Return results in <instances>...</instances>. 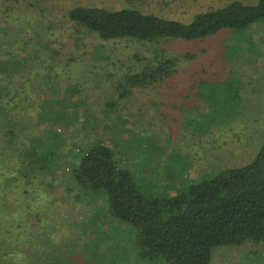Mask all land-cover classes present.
I'll return each mask as SVG.
<instances>
[{
	"label": "rangeland",
	"instance_id": "rangeland-1",
	"mask_svg": "<svg viewBox=\"0 0 264 264\" xmlns=\"http://www.w3.org/2000/svg\"><path fill=\"white\" fill-rule=\"evenodd\" d=\"M234 1L259 2L0 0V264H164L142 256L106 193L77 184L79 158L104 142L154 197L249 163L264 142V20L141 42L102 39L69 11L133 8L189 22ZM165 57L178 58L171 75L129 85ZM256 248L218 246L209 264H264V242Z\"/></svg>",
	"mask_w": 264,
	"mask_h": 264
},
{
	"label": "trees",
	"instance_id": "trees-1",
	"mask_svg": "<svg viewBox=\"0 0 264 264\" xmlns=\"http://www.w3.org/2000/svg\"><path fill=\"white\" fill-rule=\"evenodd\" d=\"M69 18L105 40L192 41L224 30H245L264 20V0L252 5L234 1L198 13L189 22L133 8L94 6L75 7ZM166 58L130 76L129 85L147 86L171 75L178 58ZM76 167L77 184L108 195L110 214L135 227L142 256L154 263L209 264L218 246H242L254 253L256 245L264 242V142L249 163L222 169L167 197L147 196L132 171L121 167L113 148L102 141L86 147Z\"/></svg>",
	"mask_w": 264,
	"mask_h": 264
}]
</instances>
